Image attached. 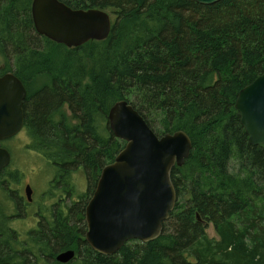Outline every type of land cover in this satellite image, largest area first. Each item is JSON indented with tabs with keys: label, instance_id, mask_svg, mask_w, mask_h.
<instances>
[{
	"label": "trees",
	"instance_id": "16d2710c",
	"mask_svg": "<svg viewBox=\"0 0 264 264\" xmlns=\"http://www.w3.org/2000/svg\"><path fill=\"white\" fill-rule=\"evenodd\" d=\"M58 1L109 12L110 35L67 49L35 32L32 0H0V56L27 92L28 148L65 173L81 167L89 189L71 207L70 224L60 215L54 230L25 244L12 231L0 264H59L56 254L69 245L78 257L68 264H264V145H249L234 108L264 74V0ZM118 101L157 137L184 132L192 149L171 172L177 200L161 236L103 256L74 235L85 231L101 169L125 145L107 122Z\"/></svg>",
	"mask_w": 264,
	"mask_h": 264
},
{
	"label": "water",
	"instance_id": "95a60500",
	"mask_svg": "<svg viewBox=\"0 0 264 264\" xmlns=\"http://www.w3.org/2000/svg\"><path fill=\"white\" fill-rule=\"evenodd\" d=\"M193 1L211 6L221 0ZM31 16L39 36L67 49L103 41L112 29L107 13L73 10L58 0H32ZM25 98V88L15 76L0 77V140L22 129ZM234 108L249 145H264V74L238 93ZM107 122L112 135L125 145L100 171L84 209V238L94 252L112 256L130 241L148 243L161 236L177 200L171 172L184 165L192 143L182 131L157 137L126 101L109 109ZM9 163L10 154L0 148V171ZM25 191L30 195L28 186ZM73 256L67 251L55 260L66 264Z\"/></svg>",
	"mask_w": 264,
	"mask_h": 264
},
{
	"label": "flooded vegetation",
	"instance_id": "af4514ba",
	"mask_svg": "<svg viewBox=\"0 0 264 264\" xmlns=\"http://www.w3.org/2000/svg\"><path fill=\"white\" fill-rule=\"evenodd\" d=\"M4 69H5V65L4 68L1 70L2 74L0 75V77L10 72V71L4 72ZM25 103H26V98L23 102V107H22L23 126L21 131L17 135H19L21 132H25L28 135V130L24 124L25 109H26L24 107ZM17 135L0 140V148L7 150L4 147V143L6 141L14 139L15 137H17ZM30 144L31 143L29 142V144L26 146V149ZM10 164H11V159L9 165L0 171V246L8 254H9L10 237L12 232L11 230L12 224L14 225L23 224V226L25 227L28 226L27 225L28 223L34 225L32 229H26V230L24 229L25 232L23 235L14 238V240L25 244L27 241H29L28 239L29 236L31 235L35 236V233L37 234L40 233L41 231L48 229L54 230L56 225L59 223L57 217H60V215H61V220H68L67 222L70 224L73 220L69 218L71 217L69 212L70 210H73L71 207L75 203L79 202V199L77 197H76L77 199L72 198L75 193L74 192L75 188L73 183L70 180H68V178L71 177L72 172L65 173V170L63 167L60 166V163L55 165L51 164V166L55 171L54 175L50 180L46 176L43 177L42 179L43 190L41 193L36 192L28 184L22 186L20 181L12 183L14 179H18V178L17 175H13L12 173L7 172ZM13 184H16V187H20L16 192L10 188V186H12ZM27 186L31 190L30 195H28L25 191ZM90 198L91 195L89 199ZM81 211L82 210H80V213ZM17 227L18 229L22 228L19 226ZM85 231H86V227H85ZM85 231L82 232L81 228L78 229L76 231V235H74V237L77 236L78 237L75 240L74 239L73 240L76 242L82 241V238L80 236L84 237ZM76 246L78 247V243L76 244ZM67 251H72L74 253L73 259L70 262H72L74 259H77L78 257L77 249L72 248L71 245H69V247H67L64 250L58 251L56 257L58 254ZM42 260H45L47 263H53L50 259L44 256L42 257Z\"/></svg>",
	"mask_w": 264,
	"mask_h": 264
},
{
	"label": "rangeland",
	"instance_id": "374dc122",
	"mask_svg": "<svg viewBox=\"0 0 264 264\" xmlns=\"http://www.w3.org/2000/svg\"><path fill=\"white\" fill-rule=\"evenodd\" d=\"M107 13L109 14V12ZM9 65L13 66L12 58H10L9 60ZM3 68H4V59L3 57L0 56V75L2 74L1 70ZM32 88L36 89V87H32ZM64 110H67L66 106H64ZM67 115L70 116L68 112ZM15 138L6 141L4 143V147L8 150V152L11 155V164L7 172L12 173L13 175H17L18 178V179H14L12 183L20 181L22 186L28 184L36 192L41 193L43 190V183H42L43 177L46 176L50 180L55 172L53 167L51 166V163L49 162L50 159L46 158L44 155L40 154L39 152L33 153L32 150H30L29 148L26 149V146L29 144V142L31 143V145L33 143V141L27 135V133L21 132ZM87 178L88 177L84 175L81 167L79 168L77 167L72 171L71 177L68 178V180H70L73 183L75 188L74 191L75 193L72 198L77 199L78 195H82L83 192L89 189ZM10 188L16 192L20 187H16V184H13L12 186H10ZM27 225L28 226L25 227L23 226V224L22 225L12 224L11 230L12 231L14 230L15 235L21 236L24 234L26 229H32L34 227V225L31 223H28ZM17 226L22 228L18 229ZM206 234L211 239H217L212 225H209L207 227ZM80 237L82 238V240L85 241V238L83 236Z\"/></svg>",
	"mask_w": 264,
	"mask_h": 264
},
{
	"label": "bare ground",
	"instance_id": "6f19581e",
	"mask_svg": "<svg viewBox=\"0 0 264 264\" xmlns=\"http://www.w3.org/2000/svg\"><path fill=\"white\" fill-rule=\"evenodd\" d=\"M6 74H12V75L14 76V74H13L12 72H8V73H6ZM6 74H4V75H6Z\"/></svg>",
	"mask_w": 264,
	"mask_h": 264
}]
</instances>
